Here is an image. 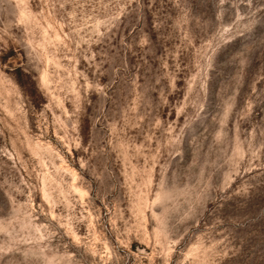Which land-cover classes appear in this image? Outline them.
Listing matches in <instances>:
<instances>
[{"label": "rangeland", "instance_id": "obj_1", "mask_svg": "<svg viewBox=\"0 0 264 264\" xmlns=\"http://www.w3.org/2000/svg\"><path fill=\"white\" fill-rule=\"evenodd\" d=\"M0 264H264V0H0Z\"/></svg>", "mask_w": 264, "mask_h": 264}]
</instances>
